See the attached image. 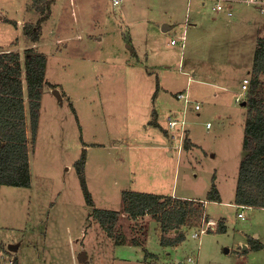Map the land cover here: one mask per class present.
Wrapping results in <instances>:
<instances>
[{
    "label": "rangeland",
    "instance_id": "374dc122",
    "mask_svg": "<svg viewBox=\"0 0 264 264\" xmlns=\"http://www.w3.org/2000/svg\"><path fill=\"white\" fill-rule=\"evenodd\" d=\"M133 1L124 7L126 0L119 5H113L112 0H53L49 18L41 23L40 37L33 42L23 33V24L39 18L32 0H0V49L17 51L21 62L23 50L30 46L46 57V84L41 89L34 140L25 97L31 185L0 184V252L18 264H82L77 259L81 250L85 251L88 264H180L189 255L194 257V264H264V248L249 249V237L264 243V207L241 208L234 203L244 152L247 107L242 102L249 89L241 95L244 97L240 102L235 98L241 91V80L252 77V72L247 71L250 67L218 65L220 59L226 60L227 47L233 39L221 29L225 40L221 50L208 38L207 52L188 47L187 30L183 51L179 44L169 45V39L182 34V28L164 35L158 33L157 37L143 36L136 32L135 21L146 12L139 10L142 7L136 3L145 0ZM199 3L200 0L186 3L190 17L198 10L206 19L216 14L211 1L204 0L201 8ZM123 7L134 32L133 40L141 49L150 44L157 47L158 64H151L156 61L150 56L146 62L144 58L135 60L130 40L124 35L129 27L126 15L122 17L120 12ZM231 11L232 19L241 14H251V18L254 15L259 29L256 40L264 38V4L256 9L247 3H232ZM182 16H177L180 24ZM79 24L84 36L90 35L86 40L74 37V32L80 31ZM202 31V35H208V30ZM246 37L248 32L242 31L240 37L234 35V40L243 39L245 47ZM168 47L173 48L172 54L166 52ZM249 54L250 49H244L241 58L246 60ZM129 57L136 64L130 71L125 63ZM187 57H211L214 67L222 69L228 76L226 81L236 89L231 94L212 87L210 79L191 75L181 62ZM249 61L252 63V58ZM21 78L24 79L23 73ZM259 80L264 99V73ZM50 84L60 91L61 101ZM213 89L219 100L210 95ZM184 90L200 109L195 110L192 104L187 107V147L183 144L178 151L166 135V115L185 108L174 96ZM206 122L210 123L208 127ZM82 154L89 196L95 207L120 211L115 228L125 235L126 243H113L91 215L92 207L85 200L74 164ZM212 182L219 195L216 201L206 199ZM123 190L201 200L203 216L217 224L223 221L225 231L209 230L192 237L191 233L206 221L202 219L181 227L183 241L163 246L159 242V221L147 214L130 219L122 212ZM239 211L244 219L237 216ZM170 235H174L173 230L167 233ZM134 238L143 244H132ZM242 243L248 247L242 249ZM9 245L18 248L13 250ZM144 250L154 256L148 263L143 261Z\"/></svg>",
    "mask_w": 264,
    "mask_h": 264
},
{
    "label": "trees",
    "instance_id": "16d2710c",
    "mask_svg": "<svg viewBox=\"0 0 264 264\" xmlns=\"http://www.w3.org/2000/svg\"><path fill=\"white\" fill-rule=\"evenodd\" d=\"M53 0H32V7L39 12V18L33 23L23 24V33L34 42L40 37L41 23L50 15ZM16 23V22H15ZM252 59V77L250 88L243 102L246 105L244 118L243 156L237 173L235 188L236 205L264 207V99L260 92L259 75L264 73V38L259 37ZM23 61L17 51L0 49V184L29 187L30 166L28 165L27 128L25 97L32 140L35 139L39 117V105L42 86L45 82L46 57L35 47L23 50ZM24 74V79L21 76ZM24 82V84H23ZM56 85H51L53 87ZM155 120V110L152 111ZM156 124V123H155ZM187 139L183 142L187 147ZM84 154L74 164L79 173V180L85 194L87 204L92 207L91 215L113 243L127 242L125 235L116 231L120 215L118 210H108L94 206L86 183H84ZM213 179V178H212ZM214 180V179H213ZM122 212L130 219L151 215L160 222V243L163 246L176 245L185 239L181 230L183 225L199 223L209 219L204 215L203 201L196 199L173 198L156 193L135 190L121 192ZM206 199L218 200L219 195L212 182ZM223 221H218L216 231L224 232ZM173 230L174 235L167 236ZM249 249L261 250L264 243L249 237ZM140 243L134 238L131 242ZM3 247L0 244V251ZM13 264H18L14 259Z\"/></svg>",
    "mask_w": 264,
    "mask_h": 264
},
{
    "label": "crops",
    "instance_id": "0c3cea01",
    "mask_svg": "<svg viewBox=\"0 0 264 264\" xmlns=\"http://www.w3.org/2000/svg\"><path fill=\"white\" fill-rule=\"evenodd\" d=\"M121 1L122 0H120V2ZM74 2H75V0H74ZM238 2L250 4V3L243 1V0L227 1L224 3V9L223 10L215 11L216 14L214 16H209L206 19L203 17L202 12H200V10L195 11V13L192 17L189 16L190 14L187 12L188 8L185 7L186 3H188V0H154L152 3H150V0H145V3L138 1L137 3L135 2L136 6L142 7L139 10L144 9V10H146V12H145V15L137 16L138 18L135 21V23L137 22V25H138L136 32L138 31L143 36H149L150 35L151 37H154V36L157 37L158 33H162L164 35V33L170 32L172 29L177 28L178 29L177 31H180V28H182L181 29L182 33H183V30L188 31L187 33L189 36H188L187 44H188V47L190 49H194L195 52H201L202 50L207 52V50H209L208 49V43H207L208 38L211 39V40H209L210 43H217L218 47H219V48L218 47L217 48L221 50L220 47L222 44H224V41H225L224 38L221 37V30H222V32L228 33V35L232 36L233 39H232V45H229V47H227L229 49V53L226 54V57H227L226 60L220 59L218 65L222 64V65H226L228 67H235V68L240 67V65L249 66L250 68H248L247 71L250 72L252 63H250L249 60H250V58L253 59L254 51L256 49L255 46H256V41H257L256 40L257 39V33H258L259 29H258V27H256L255 20H254L256 17L254 15L251 18V14H241L240 16H238V18L232 19L234 16V13L231 11V4L232 3H238ZM132 3H134L133 0H126L124 7L131 6ZM202 4H204V0H200V3H199L200 8L202 7ZM250 5H253V4H250ZM253 6L256 9L259 7L256 5H253ZM124 7L120 11L122 17H124V15H126V14H124L125 13ZM178 8H180V9L177 10ZM185 10H186V12H185ZM229 11L231 12V14H229ZM180 15L181 16L183 15L182 21L184 22V23L182 22L181 24L179 23L181 21L178 20V18H177V16H180ZM124 19H126V21H127L128 16L126 15V17H124ZM186 19H187V23L185 22ZM130 22H131V20H130ZM176 22H178L179 24ZM132 24H134V23L132 22ZM126 25H128L129 29H127V31H126V33H124V35H126V37L128 36V38L130 40L129 44L131 45V47L135 53V57H136L135 60L138 62L139 59L144 58V61L146 62V60L150 56L153 60H155L157 62L156 63V62L152 61L151 64H153V65L158 64V60H156L157 55L155 54L157 47L153 46V44H150L149 48L146 47V48L141 49L140 48L141 45H139V43H137V41L133 40L134 32H133V29H131V26H129V21H127ZM78 26L80 27V24ZM240 26H243V27L240 28ZM204 29L208 30V32H207L208 35H202L203 34L202 30H204ZM75 30H77V28H75ZM80 31H81V27H80ZM80 31H78L77 34L74 32V34L76 35L74 37L77 38V36H79V40H86L87 37L90 36V35H87V37H85L86 35L84 36L83 31H81V32ZM242 31L248 32V37H246L244 39L245 47H244L243 39H242V41H239V39L234 40V35H238L240 37ZM217 32H220V34ZM185 34H186V31H185ZM185 41H186V39H185ZM237 41H239V42H237ZM168 44L172 45V46L177 45V44H170V39H169ZM214 48L215 47H212L211 49L215 50ZM172 49L173 48L168 47L165 50L167 53L172 54L173 53ZM179 49L181 50V48H179ZM244 49L248 50V52L250 49V54L246 57V60L244 58H241V56L243 57L242 51ZM181 51H183V49ZM125 52H126V50H125ZM221 55H222V52L220 54V57H221ZM213 56L217 57V55H213ZM158 58H159V56H158ZM133 61L134 60L131 59L130 57L126 60L125 63H126V66L128 68V71H130L131 66L136 65L133 63ZM165 62L163 64H165ZM181 62H182L183 66L186 65V67H188V70H191V75H195V76L199 75L201 78L204 77L207 80L210 79L211 80L210 84L215 89L225 90V91L230 92L231 94L233 93L232 90L236 89V88H234L233 85L229 84L226 81L228 76H224V74L222 73L223 70L222 69L218 70L217 67H214L215 63L213 61H211V57H209L207 59H202V60L197 59V58L193 59V58L187 57L186 61H184V59H183ZM113 66H114V63H113ZM165 67L167 68L168 64H166ZM210 67L212 69H209ZM124 69L126 70L125 67H124ZM188 76H189V74H187L186 77H188ZM238 88H239V85H238ZM163 90H166V89L163 88ZM209 93L211 96H213V98L216 97L215 96L216 91L214 89L212 92H209ZM174 96H175V94H174ZM215 99L219 100L220 96H217ZM25 106H26V103H25ZM172 110H174V108H172ZM169 154H170V152H169ZM179 198L195 199V198H191L189 196L186 197L183 195H179ZM141 235H142V237H144L143 233ZM141 244H143V243H141ZM243 244L244 243H242V245ZM247 247H248V244L245 243L241 248L245 249ZM144 255H145V257H144L143 261H145V263H148L149 261H151L154 258V256H152L153 254L146 251V250H144Z\"/></svg>",
    "mask_w": 264,
    "mask_h": 264
},
{
    "label": "built area",
    "instance_id": "2783aa9c",
    "mask_svg": "<svg viewBox=\"0 0 264 264\" xmlns=\"http://www.w3.org/2000/svg\"><path fill=\"white\" fill-rule=\"evenodd\" d=\"M212 2V10L214 11H220L224 9V3L227 1H232V0H209ZM238 1V0H234ZM246 1L250 4L259 6L264 4V0H243ZM120 0H112L113 5H119ZM229 14L231 12L229 11ZM187 23V19L185 21ZM185 39H186V34L185 31L183 30V33L179 35L177 38H173L170 40V44H179L181 50L184 47L185 44ZM250 79L248 77H244L241 82V91L238 96H236L235 101L240 102L241 99L244 97L241 95L247 91L250 87ZM177 101H180L183 103L185 106L184 109H181L180 112H173L169 111V113L166 115V135L169 138L170 142L175 143V146L177 147L178 151L181 150L183 146V141L186 137L187 134V120H186V112H187V107L190 106L189 104H192L193 108L195 110L200 109V105L198 103H192L190 99V95L187 90L180 91L176 95ZM206 126L208 127L210 123L206 122ZM245 206V205H244ZM243 205H241V208H244ZM247 206V205H246ZM237 216L240 218L244 219V214L243 212H238ZM216 221L213 219H207L206 221L203 220V222L196 228L192 233L191 236L194 238L200 237L201 234L206 233L209 230H215L216 229ZM14 259L12 257H7L3 252H0V264H13ZM82 264H88L81 262ZM180 264H194V257L192 255L187 256L183 261H180Z\"/></svg>",
    "mask_w": 264,
    "mask_h": 264
},
{
    "label": "water",
    "instance_id": "95a60500",
    "mask_svg": "<svg viewBox=\"0 0 264 264\" xmlns=\"http://www.w3.org/2000/svg\"><path fill=\"white\" fill-rule=\"evenodd\" d=\"M53 93L56 94L57 98L61 101L62 100V97H61V94H60V91L57 90L55 87L53 89ZM243 103V102H242ZM10 249H13V250H16L18 248L17 245H9ZM77 259L79 262H84V263H87V259H86V254H85V251L84 250H81L77 253Z\"/></svg>",
    "mask_w": 264,
    "mask_h": 264
}]
</instances>
